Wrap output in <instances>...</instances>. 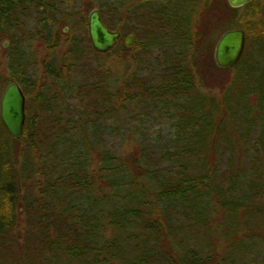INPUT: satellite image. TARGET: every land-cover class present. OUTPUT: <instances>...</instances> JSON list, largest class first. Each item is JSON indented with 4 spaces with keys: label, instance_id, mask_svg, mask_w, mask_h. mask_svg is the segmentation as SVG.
Wrapping results in <instances>:
<instances>
[{
    "label": "trees",
    "instance_id": "1",
    "mask_svg": "<svg viewBox=\"0 0 264 264\" xmlns=\"http://www.w3.org/2000/svg\"><path fill=\"white\" fill-rule=\"evenodd\" d=\"M74 1L0 0L5 83L25 96L20 138L0 120V264H264V250L246 260L264 248V21L220 97L197 87L215 36L247 30L260 0H98L144 62L125 94L108 73L80 75ZM57 25L75 33L67 54L47 53L34 77L30 44L52 49Z\"/></svg>",
    "mask_w": 264,
    "mask_h": 264
},
{
    "label": "rangeland",
    "instance_id": "2",
    "mask_svg": "<svg viewBox=\"0 0 264 264\" xmlns=\"http://www.w3.org/2000/svg\"><path fill=\"white\" fill-rule=\"evenodd\" d=\"M224 1L228 5L227 1L226 0ZM97 3L98 0H75L74 3L71 4L76 9H79L80 16L81 18L84 19V21L82 22H84L85 24V28L80 33V38H79L82 46L81 51L83 53L79 61V67H78L79 73L81 76L85 74L87 77L91 78L92 81L96 80L102 74L108 73L112 78H115L117 81H119V87L122 88L123 94H125L128 90L129 92H132L131 82L129 81L132 73L135 72L136 70H139V68L142 70V74L145 73V71L143 70L144 62L143 61L140 62L137 59H135L137 50L135 48H132L134 46V38L132 34L129 33L130 35H132L133 38V42L131 46L121 47L117 42L116 45L110 51L106 53H98L97 55L93 54L94 50L90 45L87 34V16L90 10H92L93 8L98 9ZM259 5L261 7V12L259 14H256L254 19L252 18L244 19V21H248L247 22L248 29L244 30L246 35L247 34L253 35V37H255L254 35L255 33H257V30L259 31L261 30L257 26L256 21H264V0H260ZM241 23H243V20ZM240 27L243 28L242 25ZM223 32L224 30L219 31L212 42L213 43L212 60H213L214 68L210 70L208 68L207 69L205 68V70L202 69L201 70L202 72L198 77V81H197V87L202 93L206 95H213L216 97L221 96L223 89L226 87L232 76L231 72H227L222 68L217 67L214 63V58H213L214 47L219 36ZM54 33L55 36L52 37L50 40V48L52 49H49L48 45H43L39 41H34L30 44V50H32L33 53H32V57L29 59L30 62L29 71H31L34 77L36 76L39 78L41 77L43 71L42 61L47 53L49 52L53 53L54 55H57L58 58L60 56L64 57L63 55L67 54L66 51L69 45V41H70L69 39L72 35L75 34L74 32L70 31L67 25L55 26ZM127 35L128 34L124 35L123 41ZM5 42H7L6 46H4ZM252 44L253 42L251 41V45ZM8 47H9L8 39L6 38L0 39V97L4 88L7 86L5 80L7 79L8 76L6 71L7 70L6 49ZM69 56L71 57V55ZM64 71L65 70H63V72ZM135 149H136L135 143L131 139H129L128 136H126L124 140L121 142V148L119 149V153L123 156H126L132 153ZM94 168L95 165L92 164L91 170L93 171ZM259 203L264 206V197H262L259 200ZM222 220L223 217L221 214L215 215V222H214L215 231L218 230V232H222L224 230H227L226 227H222V226L220 227V224H222L223 222ZM242 234L243 232L240 233L238 236L240 237ZM260 235L261 238L264 239V230L260 231ZM221 247L225 248L224 245H221ZM250 247L252 249L256 248L257 244L251 245ZM263 250L264 248H261V250H259L258 248L252 250L251 255L248 256L246 259L247 262L258 263L261 253L263 254L262 252Z\"/></svg>",
    "mask_w": 264,
    "mask_h": 264
},
{
    "label": "water",
    "instance_id": "3",
    "mask_svg": "<svg viewBox=\"0 0 264 264\" xmlns=\"http://www.w3.org/2000/svg\"><path fill=\"white\" fill-rule=\"evenodd\" d=\"M231 8H240L252 0H226ZM87 34L92 49L97 53L110 51L120 39V32L108 29L102 22L99 10L93 8L87 16ZM132 35L124 39V45H132ZM246 43V34L243 28L234 27L225 30L218 38L213 58L217 67L227 69L233 67L241 58ZM7 42L4 43V46ZM25 96L16 82L9 83L0 97V120L13 139L22 135L25 121Z\"/></svg>",
    "mask_w": 264,
    "mask_h": 264
},
{
    "label": "bare ground",
    "instance_id": "4",
    "mask_svg": "<svg viewBox=\"0 0 264 264\" xmlns=\"http://www.w3.org/2000/svg\"><path fill=\"white\" fill-rule=\"evenodd\" d=\"M128 35H130V34H128ZM128 35H127V36H128ZM222 69H223V68H222Z\"/></svg>",
    "mask_w": 264,
    "mask_h": 264
}]
</instances>
